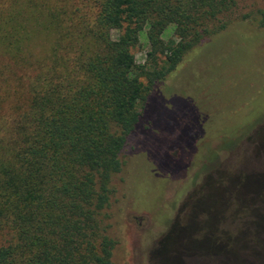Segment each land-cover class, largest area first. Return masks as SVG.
<instances>
[{
	"label": "trees",
	"instance_id": "trees-1",
	"mask_svg": "<svg viewBox=\"0 0 264 264\" xmlns=\"http://www.w3.org/2000/svg\"><path fill=\"white\" fill-rule=\"evenodd\" d=\"M238 9L239 0H0V264H114L110 207L128 138L157 88L233 31ZM252 14L264 29V7ZM204 189L192 217L207 220L173 229L160 264H264V176L217 172Z\"/></svg>",
	"mask_w": 264,
	"mask_h": 264
},
{
	"label": "rangeland",
	"instance_id": "rangeland-1",
	"mask_svg": "<svg viewBox=\"0 0 264 264\" xmlns=\"http://www.w3.org/2000/svg\"><path fill=\"white\" fill-rule=\"evenodd\" d=\"M261 7L264 0H239L233 31L207 42L179 79L173 75L152 94L114 182V264H160L157 252L173 229L207 220L192 213L214 173L264 176V152L257 149L264 141V29L252 14ZM145 36L146 30L134 50L139 64L149 49ZM227 142L232 147L224 148Z\"/></svg>",
	"mask_w": 264,
	"mask_h": 264
}]
</instances>
